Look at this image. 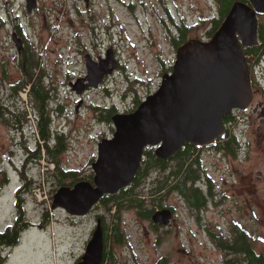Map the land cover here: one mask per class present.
<instances>
[{
  "label": "rangeland",
  "instance_id": "1",
  "mask_svg": "<svg viewBox=\"0 0 264 264\" xmlns=\"http://www.w3.org/2000/svg\"><path fill=\"white\" fill-rule=\"evenodd\" d=\"M166 1L176 22L180 21V14L186 24L206 22H200L193 30L200 36L217 16L214 0H176V5L172 0ZM131 2L88 0L86 6L84 0H39L32 13L27 12L25 0H12L9 5L10 11L14 8L11 13L17 12L20 16L26 41L40 53L43 78L50 91L47 106L52 130L63 132L67 145L60 155L62 165L65 169L81 171L80 177L92 173L90 163L96 158L97 143L111 137L114 131L112 122L97 117V108L114 105L116 112L135 108V100L141 101L155 92L161 75L170 71L159 68L155 55L142 48L146 41L141 36L151 33L161 43L160 58L166 69L174 59L171 47L163 40L165 25L146 17L145 22L142 21L143 29L137 27L125 6ZM134 10L138 14V7ZM111 16L114 26L108 34ZM163 20L169 19L163 14ZM8 30L9 27H5L0 32V100L7 106L15 103L19 107L9 91V83L18 80L21 74L17 68L16 46ZM109 45L116 50L124 68L117 69L98 87H87L81 95L76 94L69 84L86 76L84 57L89 55L99 64L97 57ZM22 95L20 91L21 100L27 101L26 95ZM27 117L31 121L20 125L22 129H13L0 117V231L10 226L17 216L15 192L25 196L20 200L25 209L23 219L42 226L38 230L26 226L21 244L9 260L12 248L5 251L6 264H76L91 237L95 216L103 215L107 222L110 213L100 202L86 216L76 218H68L60 209H51L58 187L46 178L53 169L44 168L45 163H52L44 159L31 161L27 148L34 149L38 138L30 127L35 121L34 115L28 113ZM249 155L248 158L231 155L227 159L214 150L203 152L201 163L212 186L205 206L192 211L184 199L175 193L169 194L163 202L164 207H173L174 219L172 225L160 230L133 210H122L120 222L127 240L110 250L129 264L135 261L140 264H225L223 252L217 250L208 231L226 234L237 224L254 237L255 248L261 250L264 246V159H259L256 151ZM153 174H148L145 184L141 182L138 189L147 185ZM38 188L47 194V199L38 200L34 196ZM45 212L48 219L44 217ZM42 217L46 223L41 222Z\"/></svg>",
  "mask_w": 264,
  "mask_h": 264
},
{
  "label": "water",
  "instance_id": "2",
  "mask_svg": "<svg viewBox=\"0 0 264 264\" xmlns=\"http://www.w3.org/2000/svg\"><path fill=\"white\" fill-rule=\"evenodd\" d=\"M84 1L88 6V0ZM250 1L264 11V0ZM25 2L28 13L37 6V0ZM256 25L254 13L235 3L209 40L191 38L180 45L172 70L161 75L157 90L134 110L112 115V136L100 139L90 164L92 182L79 180L72 186L58 187L51 209L85 216L104 195L115 194L133 182L148 147H154L158 158L167 159L186 143L208 145L219 137L222 118L232 108H244L250 97L247 63L236 33L243 45L253 44ZM12 40L20 52L21 40L16 35ZM84 60L86 76L69 84L78 95L87 87H98L103 77L116 69L112 53L107 52V59H99V64L89 55ZM172 215L170 208H160L152 213L151 221L167 226ZM103 239L101 219L97 218L76 264H101Z\"/></svg>",
  "mask_w": 264,
  "mask_h": 264
},
{
  "label": "trees",
  "instance_id": "3",
  "mask_svg": "<svg viewBox=\"0 0 264 264\" xmlns=\"http://www.w3.org/2000/svg\"><path fill=\"white\" fill-rule=\"evenodd\" d=\"M229 1L231 0L221 1V12L226 8L225 3ZM39 55V51H36L35 47L27 42L22 61L18 64L21 77L16 82L10 83L9 88L10 96L14 101L19 102L20 106L17 107L15 103L7 106L0 100V117L4 118L6 124L13 129H19L24 123H30L31 120L27 115L29 112L32 113L35 121L30 127L33 128L38 142L34 149L27 148L28 155H31V161H38L43 158L47 162L53 163L54 169L47 173L46 178L50 179L57 187L72 186L86 177L91 179L92 173L86 177H80L81 171L65 169L62 165L60 155L66 151V140L63 132L60 134L61 131L52 130L51 113L47 106L50 91L45 85ZM27 87V101H24L21 100L18 92ZM135 102L137 106L140 100L136 99ZM25 104L26 107H24ZM97 110V117L108 123L111 122L112 115L116 113L114 105L104 108L98 107ZM172 156L175 160L170 166L168 175H165L162 173L164 160L154 154L153 148L145 150V158L142 159L133 182L119 192L104 195L100 199V203L104 205L107 213H110L109 221L106 222L103 217L105 220L103 223L104 250L101 264H118V260L110 248L125 243L127 240L120 222L119 214L122 210L131 209L140 218L150 220L156 208L164 207L163 200L171 193H175L184 199L191 208L199 209L205 205V192L201 184L197 182L201 173L199 153L193 149L192 144L186 143ZM23 164L24 162L22 166ZM152 172L154 174L149 181L150 183L148 182L147 185L138 189L137 186L141 182V185L145 184L148 174L150 175ZM19 175L21 176L22 173ZM23 190L24 188L21 189V191ZM30 190L28 189V192ZM15 193L14 207L17 216L10 226H7L4 231H0V264H6L7 248L18 243L19 231L25 216L24 206L20 204V200L23 199L21 197L25 196ZM44 216L48 219L47 212ZM210 233L223 239L224 242H220L222 248L228 254L234 255L229 260L230 264H264V246L261 250H257L253 241L254 237L248 232L240 231L228 238L227 234L222 232L216 234L210 231Z\"/></svg>",
  "mask_w": 264,
  "mask_h": 264
},
{
  "label": "flooded vegetation",
  "instance_id": "4",
  "mask_svg": "<svg viewBox=\"0 0 264 264\" xmlns=\"http://www.w3.org/2000/svg\"><path fill=\"white\" fill-rule=\"evenodd\" d=\"M131 1H132L131 4L126 3L125 6L128 8V13L131 15L132 19L134 20V24L137 27L139 28L141 27V29H143L142 21L145 22L146 17L155 18L159 23L165 25L164 28L166 30V33L162 35L163 40L171 47L174 58L171 62L172 64L169 66L168 69L165 68L164 63L160 58V52L163 51H162L161 43L159 44V42L156 41V37L151 33H149V35L143 34L141 36V39H144L146 41V43L143 44L142 48H144L145 51L149 50L151 53L155 55V60L157 61L158 67L163 70H170V71L172 70V66L176 58V52L178 47L182 45L186 40L195 38L197 36H199V39L203 41L209 40L213 36L215 31L219 28L224 18L231 12V9L235 3H240L247 6L254 13V16L256 18L257 21L256 36H255V42L253 44L243 45L241 42L240 34L238 32L236 33V36L242 45V51L247 63V68L249 73L250 97L248 103L244 108H236V107L232 108L231 111L222 118L223 132L219 137H216L211 144L195 145L190 143L193 145V149H195V151L200 155L201 173L199 175V178L197 179V182L206 187V190H204V192L207 200V192L208 194L211 193L210 189L212 186L210 183V179L207 176V172L204 170V167L202 166L201 163V154L203 152L205 151L210 152L214 150L216 154H221V156H225V158L229 159L231 155L239 156L240 158H248L250 156L249 153L251 151H256L259 154L258 158L264 159V11L257 10L250 0H231L228 3H225L226 8L224 9V11L221 12L220 8H221L222 0H214L216 5L217 16L213 17V19L210 20L209 22L210 25L203 29L202 31L203 35L200 36L196 33H193L194 32L193 30L196 28V25H198L200 22H202L203 24H205L206 22L204 20H200L197 22V24H186L184 19L181 17V14H180V21L176 22L173 18L172 12L167 7L168 3L166 0H137L136 3L134 0ZM10 3H12V0H3V1L0 0V32L5 27H9L8 31L10 33L11 39L13 38L14 35H16V37L21 40V43L23 44V48L21 49L20 52L17 51L16 54L17 68H19L18 64L22 61L23 54L26 49L27 41H26V37H24L25 33L23 31L22 22L19 20L20 16H18L17 12L16 13L14 12L15 14L11 13L13 12L14 8L12 7L11 11L9 10ZM171 3L173 5H176V0H172ZM38 4H39V0H37V5ZM136 7H138V14L134 10ZM174 7L177 8L176 6ZM163 14L165 15L166 18L168 17L169 20L167 21L163 20ZM140 16H142V19H140ZM113 26L114 24L111 16V22L108 24V28H107L108 34L111 33ZM157 46L158 48L157 50H155ZM107 52L112 53L113 59L115 60L116 69L111 74L105 75L103 77L102 81L104 82L110 76H112L117 69L124 68L121 65L120 60L117 58L116 50L111 45H109V47L106 48V50H103V53L101 54L100 57L98 56L97 59H101V60L107 59ZM128 111L129 110H126L125 112ZM149 148L151 147H148L147 149ZM163 160H164V164L162 165L163 166L162 173L168 175L170 166L175 159L171 155L169 158ZM92 178L90 179V181H92ZM186 205L188 204L186 203ZM188 207L192 211L200 209V208L199 209L191 208L189 205ZM170 209L173 215L168 225H172V220L174 219V209L172 207H170ZM60 210L63 211V209ZM67 216L68 218L79 217V216H72L69 214H67ZM44 217H42L41 219L42 223H46L44 222ZM97 218L101 219L102 228H103V223H105L103 215L97 214L95 216V222ZM26 226L34 227L33 229L38 230V228H41L42 225L40 223H31L26 220H23L21 224V229L19 231L18 243L11 247L12 252L8 255L7 260H9L10 256L13 255L14 250L21 244L20 243L21 234L23 233L24 230H26L25 229ZM152 226L154 229H159V230L167 228V226L161 227L158 224H154L153 222H152ZM240 231L245 232L246 230L244 227L239 226V224H237L233 231L226 233L227 238L230 236L231 237L234 236L235 233H238ZM208 232L217 250L223 252V262L225 264H230L229 260H231L232 256L234 255L228 254L222 248L220 242H224L223 239L219 238L216 235H212L210 231ZM103 250H104V239H103ZM225 254H228L229 257L226 256ZM116 259L118 260V264H129L125 261L119 260L117 256ZM133 264H140V263L138 261H135Z\"/></svg>",
  "mask_w": 264,
  "mask_h": 264
},
{
  "label": "built area",
  "instance_id": "5",
  "mask_svg": "<svg viewBox=\"0 0 264 264\" xmlns=\"http://www.w3.org/2000/svg\"><path fill=\"white\" fill-rule=\"evenodd\" d=\"M49 168H53V164H47V167H45L44 170H48ZM34 196L38 200H43V199L48 198L47 194L45 192L41 191L39 188L34 190Z\"/></svg>",
  "mask_w": 264,
  "mask_h": 264
}]
</instances>
